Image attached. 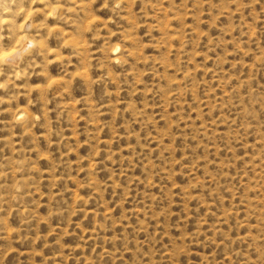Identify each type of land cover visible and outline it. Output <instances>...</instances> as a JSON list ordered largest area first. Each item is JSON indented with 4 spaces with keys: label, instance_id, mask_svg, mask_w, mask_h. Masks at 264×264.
I'll return each mask as SVG.
<instances>
[{
    "label": "rangeland",
    "instance_id": "1",
    "mask_svg": "<svg viewBox=\"0 0 264 264\" xmlns=\"http://www.w3.org/2000/svg\"><path fill=\"white\" fill-rule=\"evenodd\" d=\"M0 264H264V0H0Z\"/></svg>",
    "mask_w": 264,
    "mask_h": 264
}]
</instances>
